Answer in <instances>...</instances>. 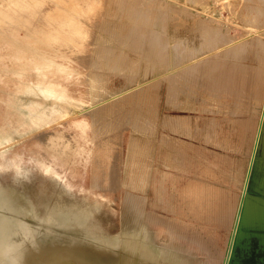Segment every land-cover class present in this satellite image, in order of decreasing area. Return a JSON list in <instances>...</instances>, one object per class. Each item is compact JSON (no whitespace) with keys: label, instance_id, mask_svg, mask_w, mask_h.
<instances>
[{"label":"bare ground","instance_id":"1","mask_svg":"<svg viewBox=\"0 0 264 264\" xmlns=\"http://www.w3.org/2000/svg\"><path fill=\"white\" fill-rule=\"evenodd\" d=\"M144 11L136 20L148 17ZM253 11L257 17L261 10ZM57 16L63 21L0 0V130L11 132L20 125L9 103L32 82L95 103L82 118L51 126L55 142L38 133L24 146L0 153V264H229L242 237L248 251L251 239L240 228H264V202L248 197L251 187L264 192V159L257 157L261 148L264 156V51L256 53L261 63L254 68L240 61L247 51L235 57L213 51L201 60V44L189 51L175 38L164 47L157 32L129 24L125 44L130 41L139 50L137 60L124 61V54L116 55L110 47L100 61H92L67 29L70 15ZM214 41L204 42L206 50L217 48ZM225 57L235 61H223ZM100 62L126 73L120 91L107 89ZM37 68L41 73H35ZM198 89L208 95L202 106ZM222 96L236 100V107L228 108L224 102L230 101L223 102ZM250 97L256 104L253 115L239 109ZM211 98L229 114L226 119L181 113L215 111ZM224 120L234 134L223 130ZM126 128L139 136L129 144L131 193L119 203L110 195L122 186L125 157L110 145L119 143ZM92 132L101 143L90 162H84L81 153ZM42 145L52 154L41 152ZM232 149L240 158L228 154ZM36 152L41 158H24ZM227 183L233 188L218 186ZM115 202L120 212L113 218L106 205ZM184 217L191 225L181 222Z\"/></svg>","mask_w":264,"mask_h":264},{"label":"rangeland","instance_id":"2","mask_svg":"<svg viewBox=\"0 0 264 264\" xmlns=\"http://www.w3.org/2000/svg\"><path fill=\"white\" fill-rule=\"evenodd\" d=\"M137 1L138 5L136 4ZM139 1L140 0H128V2L127 0H123V2L122 0H14V3L33 7L40 14L48 15L52 20L59 22L63 21V19L58 17L57 15L61 13H68L70 15V19L68 20L71 21V24H68L67 29L71 30L76 35V37L79 39L80 44L89 53L92 61H100L102 54L107 53L108 48L110 47L113 48V51H117L116 55H118L119 53L124 54V58L126 59L124 61L137 60V58L139 57V50L137 48H131L130 41L128 42L129 44H125V41L128 40L129 37V29L132 25H135L136 27L138 26L139 29L141 28L145 30L148 28L145 31L142 30V32L147 33L148 30H151V32L149 31L148 33L152 34L154 32V35L155 32H157L156 35L161 36L160 41L161 43H164V47H168V43L173 45L175 40L184 41L185 44L190 48L189 51L204 46V50H200L199 54V58H201V60H205L207 59L206 57L212 56L211 53H213V51L217 53L232 55L233 57L247 51L246 55L242 58L244 60H240L241 63L248 66L249 68H254L260 65L261 61H259V59L257 58L256 53H258V51L260 52V50L264 51V0H141L144 1V3L146 2L145 4ZM123 3L125 4L126 9L129 8L128 11L125 10L124 6H122L124 5ZM148 3H151L152 7ZM142 4L144 5V7ZM138 6L139 8H144V10L146 8V12L143 9L140 10ZM254 6L255 8L259 7L261 10L260 12H258L257 17H255V13H253V10L255 9ZM131 8H133L134 10ZM141 11H144V14L148 13V17H145L138 21L136 19H138L139 13ZM131 12L136 14L133 15V13ZM145 19L146 21L147 19L150 20L153 24L151 25V22L149 21L146 22ZM113 20L114 23H117H115L116 27H114ZM155 20L157 23L155 22ZM120 23H122L120 25L121 27L119 26ZM124 23H127V26H125ZM112 29L114 30V32L112 31ZM101 33L103 34V36ZM95 36H97V38ZM202 36L204 37L202 38ZM93 37L97 40L95 39L93 41ZM204 38L207 40L204 41ZM212 40H215L214 42L217 44V48L213 49V46H209L210 49L207 48L206 50V41ZM200 44L202 46H200ZM92 45L94 46L92 47ZM98 48L100 50H98ZM125 49L127 51L126 53ZM225 58L222 60L235 61L230 58ZM102 62H100V64L98 65V69H101L100 72L102 74V77L107 81V89L116 92L120 91L125 85L126 73L124 74V71L119 69L117 72L116 68L106 66L102 64ZM139 62H143L141 64H145L144 61H135V63ZM112 71L113 74H111ZM39 72L41 73L40 68L35 69L36 74H39ZM132 87L133 86L130 85V89ZM198 93V98L200 99L198 104L202 106L203 103L201 100L203 96L208 97V95L201 89H198ZM75 99L74 97H64L59 92L53 93V91H48L41 84L34 82L30 83L22 91H19L17 94H15L12 97V102L10 101L9 103L11 114L17 116L18 120L20 121V125L14 128L11 132L0 130V153H7L15 147L24 146L30 136L38 133L42 134L43 138L52 139L55 142L56 138L52 136L53 132L49 129L51 126L66 122L73 117L78 116L82 118L85 113H87L86 111L91 109L93 104H95H90ZM220 100H222L223 102L230 101V103L224 102V104L228 108L236 107L235 104H233V102H236V100H234L232 97L222 96L220 97ZM211 102V108L216 109L215 111L206 112L182 110L181 113L183 115L190 116H210L217 119H226L229 116L228 113L224 112L221 106L215 104L214 99L211 98ZM242 105L243 104L241 103L239 107L240 110L246 111L247 109L248 113L251 115L255 113L254 109L256 108V104L254 103L253 98L250 97L249 103L246 107ZM238 115L240 116L241 114ZM223 130L230 131L233 134L235 133V130L232 128L231 123L226 122L225 120L223 121ZM119 135V143H111L110 148L112 152H118L120 150L124 153L125 161L122 168L123 173H121L122 186L121 188L119 187L117 190H115L114 193L110 195V197L113 195L114 201L119 198L118 200L120 203L126 195H130L131 193L132 188L130 183H128V161L130 155L132 154V150L129 144H131L135 135H139L135 132H132L130 128L122 129ZM84 143L85 152L81 153V158L84 162H90L91 155L101 143L100 138L94 136L92 132L90 133V135H88ZM34 148L36 149V147ZM213 149L217 152H222L218 147H213ZM41 152L52 154L51 148L46 147L45 145H42ZM228 154L234 158H240V156L237 154V151L234 149L229 151ZM41 156L42 155L38 152L27 153L24 155V158H41ZM257 157L264 159L262 148L258 152ZM87 172L90 173V168ZM88 183L89 180L83 182L84 185H87ZM218 186L233 188L231 183L218 184ZM248 195H250L248 196L250 200L259 203L264 202V192L260 191L258 188L251 187L248 191ZM106 210H108L111 215H113V218H115V216H118L120 212V207L115 202L113 204L106 205ZM158 213L162 216H165V218L167 219L173 218L170 212L159 210ZM181 222L191 225V221L188 217H184L183 219H181ZM240 233L242 235L245 234V236L248 235L251 239L250 244L247 248L248 251H245L243 249V246L245 245V239L244 237H242V239H240V242H237L234 247L229 264H264V243H259V239L264 240V228L257 226V224H254L248 227L240 228ZM199 234L201 236L203 235L202 232H200Z\"/></svg>","mask_w":264,"mask_h":264}]
</instances>
